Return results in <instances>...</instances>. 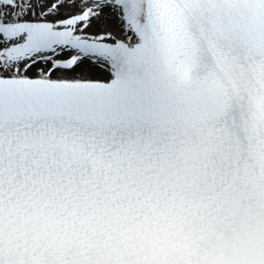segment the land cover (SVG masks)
<instances>
[{"label":"snow or ice","instance_id":"obj_1","mask_svg":"<svg viewBox=\"0 0 264 264\" xmlns=\"http://www.w3.org/2000/svg\"><path fill=\"white\" fill-rule=\"evenodd\" d=\"M0 264H264V0H0Z\"/></svg>","mask_w":264,"mask_h":264}]
</instances>
